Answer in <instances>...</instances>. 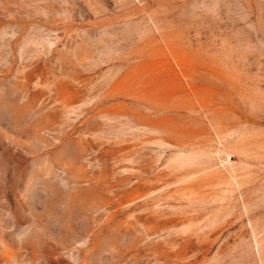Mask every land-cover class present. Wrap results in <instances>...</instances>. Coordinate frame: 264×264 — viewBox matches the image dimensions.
Instances as JSON below:
<instances>
[{"label": "rangeland", "instance_id": "1", "mask_svg": "<svg viewBox=\"0 0 264 264\" xmlns=\"http://www.w3.org/2000/svg\"><path fill=\"white\" fill-rule=\"evenodd\" d=\"M0 264H264V0H0Z\"/></svg>", "mask_w": 264, "mask_h": 264}]
</instances>
